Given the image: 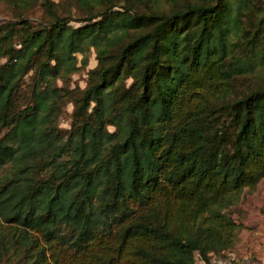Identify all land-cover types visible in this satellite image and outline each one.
I'll list each match as a JSON object with an SVG mask.
<instances>
[{
    "label": "trees",
    "instance_id": "16d2710c",
    "mask_svg": "<svg viewBox=\"0 0 264 264\" xmlns=\"http://www.w3.org/2000/svg\"><path fill=\"white\" fill-rule=\"evenodd\" d=\"M40 5L0 23V259L211 264L264 179V0Z\"/></svg>",
    "mask_w": 264,
    "mask_h": 264
},
{
    "label": "rangeland",
    "instance_id": "374dc122",
    "mask_svg": "<svg viewBox=\"0 0 264 264\" xmlns=\"http://www.w3.org/2000/svg\"><path fill=\"white\" fill-rule=\"evenodd\" d=\"M59 3V9L64 12H72L71 24L79 25L80 15L76 13L72 6L73 0H52ZM20 0H0V23L14 20L18 15L25 16L34 24L44 22L46 17L40 5V0H32L28 7L18 5ZM117 9V8H115ZM87 65L71 75L69 88H83L88 79V71L97 64L96 53L93 48L87 52ZM78 65L81 54H77ZM26 82L29 80L25 78ZM61 85V81H57ZM73 107L68 102L64 108L58 123L61 129H69L71 121V111ZM109 129H112L109 127ZM0 171V176L3 174ZM227 212L238 224L235 244L219 253L211 254V264H264V179H262L255 189H244L240 194L237 204L227 209ZM0 264H9L5 259H0Z\"/></svg>",
    "mask_w": 264,
    "mask_h": 264
}]
</instances>
